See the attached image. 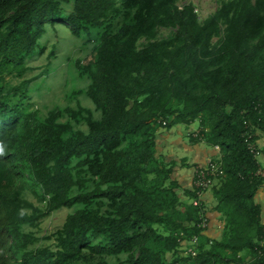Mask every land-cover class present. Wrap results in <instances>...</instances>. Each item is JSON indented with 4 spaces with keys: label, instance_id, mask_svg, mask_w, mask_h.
<instances>
[{
    "label": "trees",
    "instance_id": "trees-1",
    "mask_svg": "<svg viewBox=\"0 0 264 264\" xmlns=\"http://www.w3.org/2000/svg\"><path fill=\"white\" fill-rule=\"evenodd\" d=\"M59 21L91 44L74 61L89 83L72 96L99 117L79 101L45 114L30 101L26 58ZM194 121L188 141L219 146L210 207L174 175L189 164L157 150L160 133ZM246 128L264 139V0H220L201 20L178 0H0V264H264V174ZM193 235L196 255H181Z\"/></svg>",
    "mask_w": 264,
    "mask_h": 264
},
{
    "label": "rangeland",
    "instance_id": "rangeland-1",
    "mask_svg": "<svg viewBox=\"0 0 264 264\" xmlns=\"http://www.w3.org/2000/svg\"><path fill=\"white\" fill-rule=\"evenodd\" d=\"M219 1L178 0V4L193 3L201 20L214 11ZM63 5L66 10H71L69 3L64 2ZM167 32L168 30L161 31L162 34H167ZM84 39V36L72 34L63 21L44 25V33L38 39L37 46V48L44 47V51L39 53L37 49L26 58V63L35 67L26 76H37L29 85L30 101L34 103L41 114H45L48 109L56 106H75L76 101L94 110L93 102L84 93L76 97L72 96L74 91L85 89L89 83L87 78L80 77L77 74L74 66L75 60H83L89 52L91 44L84 45ZM12 82L17 83L18 79H12ZM99 115L100 112L94 110V116L99 117ZM187 127L195 129L198 127V123L194 121L190 123V126L176 124L172 129L173 131L180 129L184 132ZM183 139L188 142L186 135ZM181 152L184 154L186 149H181ZM259 160L264 161V157L260 156ZM71 211L69 208H62L42 219L40 223L41 234H49L54 231L61 225L66 214Z\"/></svg>",
    "mask_w": 264,
    "mask_h": 264
},
{
    "label": "crops",
    "instance_id": "crops-1",
    "mask_svg": "<svg viewBox=\"0 0 264 264\" xmlns=\"http://www.w3.org/2000/svg\"><path fill=\"white\" fill-rule=\"evenodd\" d=\"M196 123L198 122L196 121ZM172 128L160 133L158 136V151L159 153L166 155L169 159H174L176 161L184 159L189 164V167H177L174 175L176 179H178L181 187L191 189L195 167L206 162V160L212 157L216 152L207 147L204 143L200 142L193 144L189 141L186 142V140L183 139L184 135H186L189 130H194V128L187 127V129L184 130L185 133L180 129L173 131ZM259 142L264 143V139H261ZM181 149H186V152L183 154ZM259 163L264 172V161L261 162L259 160ZM254 198L260 205L261 220L264 221V188L261 187L255 193ZM202 199L209 207L215 203L210 191L205 192ZM222 226L223 222L220 220L219 214L217 212H211L209 214V226L206 229L205 234L217 238L221 235Z\"/></svg>",
    "mask_w": 264,
    "mask_h": 264
},
{
    "label": "built area",
    "instance_id": "built-area-1",
    "mask_svg": "<svg viewBox=\"0 0 264 264\" xmlns=\"http://www.w3.org/2000/svg\"><path fill=\"white\" fill-rule=\"evenodd\" d=\"M164 123V122H163ZM246 123V122H245ZM247 125V123H246ZM193 136L198 135V129L191 130ZM255 133L251 132L246 128L243 133V141L246 145V148L251 153V155L259 161V157L264 154V143H260L258 140L254 139ZM214 150L218 153L219 146L215 145ZM222 170L220 168V164L212 159V157L208 158L204 165L196 166L193 172V180H192V189L195 190L196 195L201 196L206 190L211 187L214 183L215 178L220 176ZM257 174L263 175L264 172L262 169H258ZM264 188V185L262 186ZM194 205H198V199H194L192 201ZM208 222L206 217H201V221L199 226L202 228H206ZM259 245L264 247V235L259 239ZM198 238L196 235H193L189 240L182 241L180 246L181 255H190L194 257L197 252ZM264 253V250H259V253ZM176 264H189V261H184L183 263L177 262ZM244 264V263H239Z\"/></svg>",
    "mask_w": 264,
    "mask_h": 264
},
{
    "label": "clouds",
    "instance_id": "clouds-1",
    "mask_svg": "<svg viewBox=\"0 0 264 264\" xmlns=\"http://www.w3.org/2000/svg\"><path fill=\"white\" fill-rule=\"evenodd\" d=\"M4 154V147L2 145H0V155Z\"/></svg>",
    "mask_w": 264,
    "mask_h": 264
}]
</instances>
